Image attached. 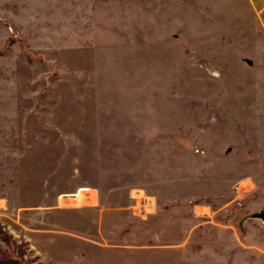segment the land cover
I'll list each match as a JSON object with an SVG mask.
<instances>
[{
    "label": "rangeland",
    "instance_id": "obj_1",
    "mask_svg": "<svg viewBox=\"0 0 264 264\" xmlns=\"http://www.w3.org/2000/svg\"><path fill=\"white\" fill-rule=\"evenodd\" d=\"M133 188L181 264H264V0H0V264H81Z\"/></svg>",
    "mask_w": 264,
    "mask_h": 264
},
{
    "label": "crops",
    "instance_id": "obj_2",
    "mask_svg": "<svg viewBox=\"0 0 264 264\" xmlns=\"http://www.w3.org/2000/svg\"><path fill=\"white\" fill-rule=\"evenodd\" d=\"M132 191L133 196L137 193V198H146V211L143 215L137 216L134 213L138 212H132L131 216L124 207L97 208L101 206L98 204L99 199L90 195L93 199L90 212L93 210L95 217L90 223L91 230L89 228L84 233L81 264H181L179 251L185 240V230L179 227L180 218L175 215L181 213L180 210L166 206L162 212H158L154 196L145 194L141 188H133ZM201 208L202 215L209 216V209ZM155 213L162 214L151 224H145L144 221L152 218Z\"/></svg>",
    "mask_w": 264,
    "mask_h": 264
},
{
    "label": "built area",
    "instance_id": "obj_3",
    "mask_svg": "<svg viewBox=\"0 0 264 264\" xmlns=\"http://www.w3.org/2000/svg\"><path fill=\"white\" fill-rule=\"evenodd\" d=\"M253 181L250 178H242L236 182L233 183L232 185V191L236 194V195H246L249 192H251L253 189ZM137 194V193H136ZM135 194V196H131V199L134 201V204L132 206V210L133 212H138L139 215L143 214L146 210H145V205H146V198L143 197H138ZM137 214V213H134Z\"/></svg>",
    "mask_w": 264,
    "mask_h": 264
},
{
    "label": "bare ground",
    "instance_id": "obj_4",
    "mask_svg": "<svg viewBox=\"0 0 264 264\" xmlns=\"http://www.w3.org/2000/svg\"><path fill=\"white\" fill-rule=\"evenodd\" d=\"M74 196H79V195H73V194H70V195H66V196H64V197H66V198H72V197H74ZM78 198V197H77ZM66 200V199H65ZM79 200V199H78ZM69 201V200H68Z\"/></svg>",
    "mask_w": 264,
    "mask_h": 264
},
{
    "label": "water",
    "instance_id": "obj_5",
    "mask_svg": "<svg viewBox=\"0 0 264 264\" xmlns=\"http://www.w3.org/2000/svg\"><path fill=\"white\" fill-rule=\"evenodd\" d=\"M261 218H264V214H261Z\"/></svg>",
    "mask_w": 264,
    "mask_h": 264
}]
</instances>
